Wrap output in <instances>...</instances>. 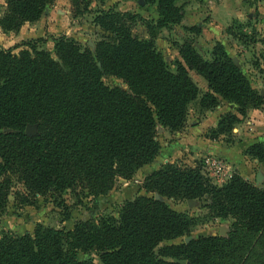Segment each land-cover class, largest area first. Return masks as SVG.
I'll list each match as a JSON object with an SVG mask.
<instances>
[{"label":"trees","instance_id":"trees-1","mask_svg":"<svg viewBox=\"0 0 264 264\" xmlns=\"http://www.w3.org/2000/svg\"><path fill=\"white\" fill-rule=\"evenodd\" d=\"M59 0H7L0 27L18 33L41 20ZM74 18L91 13L92 1L68 0ZM139 1V0H123ZM158 5L156 24L131 13L95 12L104 36L95 50L67 36L55 38L54 51L43 39L25 40L13 49L0 47V211L15 195L33 205L37 197L97 202L130 181L160 152L159 126L181 131L190 108L215 109L234 104L240 117L264 106V96L224 48L205 59L190 43L180 49L183 63L172 72L153 42L134 37L131 24L143 21L149 31L169 29L184 19L186 3L147 0ZM19 48L21 52L15 53ZM197 72L208 83L202 94L192 80ZM106 77L125 89L109 87ZM222 116L213 134L232 132L240 117ZM33 127L35 135H28ZM248 156L264 165V145ZM140 196L124 204L118 216L78 221L72 230L37 226L33 235L0 238V264H96L79 255L96 254L99 264H264V185L259 188L234 174L218 186L200 168L167 164L148 176ZM153 195L174 200H202L216 218H231L227 237L202 236L159 248L188 237L195 221Z\"/></svg>","mask_w":264,"mask_h":264},{"label":"rangeland","instance_id":"rangeland-1","mask_svg":"<svg viewBox=\"0 0 264 264\" xmlns=\"http://www.w3.org/2000/svg\"><path fill=\"white\" fill-rule=\"evenodd\" d=\"M184 3L186 13L180 24L151 33L147 25L138 19L130 25L134 37L140 41L153 42L172 72L177 70L178 63H183L180 49L185 43L192 44L208 60L215 49L224 48L250 79L253 87L264 96V0H179L178 4ZM6 9L7 0H0V18L5 15ZM56 10L66 12L67 15H57ZM90 10V14L74 18L70 2L59 0L46 9L43 17L51 18L47 19L46 24L40 23L43 17L30 24V27L40 31L38 33L41 36L32 38L28 37L31 34H27L24 37L21 35L22 29L13 33L0 27V47L13 49L25 40L43 39L46 42L42 47L53 52L55 38L67 36L83 48L95 50L97 42L104 36L95 23V12L98 10L131 13L154 24L160 18L158 5L147 0L144 6L139 1H92ZM62 17L67 18L62 20ZM57 22L60 27L58 31ZM43 30L46 31L45 35H42ZM23 49L19 48L15 53ZM190 76L202 94L208 92V83L202 76L195 71H190ZM104 83L109 87L126 88L121 80L113 77H106ZM230 113L239 116L237 107L225 101L209 111L201 110L198 103H194L181 131L171 132L159 126L157 141L160 152L153 163L141 169L135 179L117 180L115 189L97 202L93 199L80 201L67 192L61 198L53 195L37 197L33 205H28L15 195L22 189L20 185H15L8 196L5 209L0 211V238L4 235H33L39 225L72 230L81 220H94L105 215L118 216L125 203L140 196H152L143 189L144 180L167 164L200 168L218 186L226 184L234 174H239L261 188L264 185V165L249 157L248 150L256 144L264 145V106L249 110L246 116H239L240 122L231 133L216 137L213 131L217 129L222 116ZM31 128L30 135H35V128ZM207 158L218 160L223 167L221 171L210 169L205 164ZM153 196L195 221L188 237L164 242L159 248L202 236L227 237L232 229L233 220L213 217L206 207L205 199L180 201ZM79 259L100 263L94 253H81Z\"/></svg>","mask_w":264,"mask_h":264},{"label":"crops","instance_id":"crops-1","mask_svg":"<svg viewBox=\"0 0 264 264\" xmlns=\"http://www.w3.org/2000/svg\"><path fill=\"white\" fill-rule=\"evenodd\" d=\"M56 13H57V15H62V16H66L67 15V13L66 12H64V13H62L60 10H56ZM65 18H67V17H62V20L63 19H65ZM47 19H51V18H47V17H43V19L41 20V22L40 23H43V24H46L47 23ZM57 24V31L60 29V27H58V25H59V22H57L56 23ZM27 27H24V28H22V30H21V35L22 36H24V37H27V34H31L30 36H28V37H32V38H34V37H36V36H41V34L40 33H38V32H40V31H38L36 28H33V27H30V24H28V25H26ZM36 30V31H35ZM44 31V33H42V35H45V30H43ZM42 31V32H43ZM38 33V34H37ZM208 121V120H207ZM218 122V119H217V121H216V123ZM256 162V161H255Z\"/></svg>","mask_w":264,"mask_h":264},{"label":"built area","instance_id":"built-area-1","mask_svg":"<svg viewBox=\"0 0 264 264\" xmlns=\"http://www.w3.org/2000/svg\"><path fill=\"white\" fill-rule=\"evenodd\" d=\"M205 164L212 170L216 171V172H220L221 169L223 168L222 165L220 164V162H218V160H214L211 158H207L205 160Z\"/></svg>","mask_w":264,"mask_h":264},{"label":"water","instance_id":"water-1","mask_svg":"<svg viewBox=\"0 0 264 264\" xmlns=\"http://www.w3.org/2000/svg\"><path fill=\"white\" fill-rule=\"evenodd\" d=\"M139 4H140L141 6H144V5H145V0H139ZM26 132H27L28 135H30L31 132H32V128H31V127H28ZM157 198H158V197H157ZM157 200H158V199H157ZM187 242H189V241H187Z\"/></svg>","mask_w":264,"mask_h":264}]
</instances>
